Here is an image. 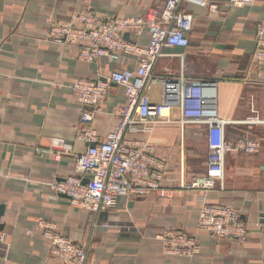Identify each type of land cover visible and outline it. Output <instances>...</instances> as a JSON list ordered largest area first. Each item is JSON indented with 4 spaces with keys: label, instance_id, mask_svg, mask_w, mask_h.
<instances>
[{
    "label": "crops",
    "instance_id": "1",
    "mask_svg": "<svg viewBox=\"0 0 264 264\" xmlns=\"http://www.w3.org/2000/svg\"><path fill=\"white\" fill-rule=\"evenodd\" d=\"M164 0H0V264H60L36 231L47 219L80 243L89 242L87 264H264V64L254 59V27L264 20V1L226 9V0H213L221 9L185 5L193 15L186 48H167L155 63V76L188 77L215 81L218 116L227 121L229 140L249 136L261 142L257 153L229 152L224 161L223 186L205 193L211 203L235 207L247 229L238 241L197 230L200 189L188 187L206 168V126L188 123L157 125L149 137L155 154L166 163L161 181L174 190L171 199L159 192L129 198L103 207L98 223L93 215L72 206L68 198L49 187L52 181L76 173L73 156L54 160L47 153L53 137L82 153L88 144L79 140L81 106L70 84L79 77L107 75L112 69L134 68L136 61L102 57L97 63L77 59L76 47L47 39L52 23L70 21L77 11L89 9L102 17L134 16ZM137 42L145 45L142 32ZM184 55L183 57L179 56ZM160 101V85L150 93ZM125 102L124 89L113 83L92 125L103 139L118 121L117 109ZM179 110L172 112L179 118ZM128 130L125 138L140 139ZM180 180L184 187H180ZM133 223L137 232L120 230ZM178 228L196 233L200 252L193 258L165 255L155 232Z\"/></svg>",
    "mask_w": 264,
    "mask_h": 264
},
{
    "label": "built area",
    "instance_id": "2",
    "mask_svg": "<svg viewBox=\"0 0 264 264\" xmlns=\"http://www.w3.org/2000/svg\"><path fill=\"white\" fill-rule=\"evenodd\" d=\"M264 0H226L230 7L250 6ZM205 7L212 13L226 11L213 0H164L153 4L144 12L134 16L102 17L92 10L77 11L70 21L52 23L47 39L56 43L76 47L77 59L97 63L102 57L117 61L119 57L134 59V68L112 69L107 75L79 77L70 84V89L81 106V128L79 140L88 146L82 153H74L73 145L61 137H53L47 149L36 151L47 153L54 160L73 156L76 173L49 184L57 194L67 196L69 203L88 210L93 215L92 226L105 229L110 223H98V214L103 207H114L121 196L136 198L151 192L171 199L174 190L161 186L166 163L155 154L149 142L153 129L160 124L188 123L206 126V168L188 186L200 189L197 230L238 241L245 240L247 229L239 211L228 204L211 203L205 193L219 186L224 179V161L229 152L257 153L261 148L258 139L241 136L229 140L226 133L227 121L218 116L215 82L208 79L191 78L184 69L176 76H155L152 69L157 60L165 55L167 48H186L193 28V15L184 10L185 5ZM142 32L148 42H137ZM128 38H125V35ZM256 48L254 59L264 64V20L254 27ZM1 48V43H0ZM183 57L184 55L180 54ZM124 89L125 102L116 113L118 121L103 138L92 125L93 119L107 98L111 85ZM154 84L160 85V101L150 99ZM179 110V118L172 112ZM128 130L141 132L140 139H127ZM180 187L184 182L180 180ZM264 232V215L260 223ZM122 231L137 232L133 223L119 225ZM36 231L48 247L51 257L60 264H87L89 242L80 243L65 236L60 227L47 219H39ZM153 238L161 243L162 252L170 256L193 258L200 252L196 233L178 228H166L155 232ZM0 240L6 234L0 233Z\"/></svg>",
    "mask_w": 264,
    "mask_h": 264
},
{
    "label": "water",
    "instance_id": "3",
    "mask_svg": "<svg viewBox=\"0 0 264 264\" xmlns=\"http://www.w3.org/2000/svg\"><path fill=\"white\" fill-rule=\"evenodd\" d=\"M127 36H128V35L126 34V35H125V38H128ZM209 81H210L211 83H212V82H215L213 79H209ZM62 195L65 196V197H67V196L64 195V194H62ZM0 228H1V226H0Z\"/></svg>",
    "mask_w": 264,
    "mask_h": 264
},
{
    "label": "rangeland",
    "instance_id": "4",
    "mask_svg": "<svg viewBox=\"0 0 264 264\" xmlns=\"http://www.w3.org/2000/svg\"><path fill=\"white\" fill-rule=\"evenodd\" d=\"M207 150V149H206ZM206 154H207V152H206Z\"/></svg>",
    "mask_w": 264,
    "mask_h": 264
},
{
    "label": "trees",
    "instance_id": "5",
    "mask_svg": "<svg viewBox=\"0 0 264 264\" xmlns=\"http://www.w3.org/2000/svg\"><path fill=\"white\" fill-rule=\"evenodd\" d=\"M239 137H241V136H239Z\"/></svg>",
    "mask_w": 264,
    "mask_h": 264
}]
</instances>
